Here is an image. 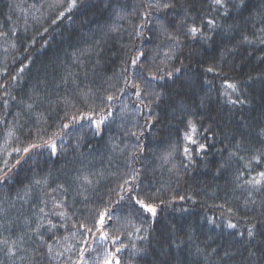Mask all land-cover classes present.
Listing matches in <instances>:
<instances>
[{"label":"trees","instance_id":"trees-1","mask_svg":"<svg viewBox=\"0 0 264 264\" xmlns=\"http://www.w3.org/2000/svg\"><path fill=\"white\" fill-rule=\"evenodd\" d=\"M69 2L0 0V85L6 86L0 88V176L8 177L0 183V264H101L106 250L122 245L120 264H264V187L246 183L264 171V160H252L264 153V0H246L243 8L239 0H227L225 8L211 0H162L174 7L159 12L148 8L152 0H111L110 7L108 0H77L53 25ZM208 19L220 27L210 31L202 23ZM193 22L212 38L185 35ZM139 25L144 28L136 36ZM168 34L179 40L172 52ZM243 36L252 43L242 42ZM137 50L146 52L153 71L182 70L175 84L154 82L163 95L151 104V116L144 107L148 98L128 88L117 92L123 62ZM209 66L219 74L206 72ZM225 80L238 90L228 89ZM82 92L97 113L112 112L99 135L86 121L61 129L65 112L89 111ZM108 94L119 99L101 105ZM59 131L68 134L62 144L55 137L57 156L40 149L28 159L12 151ZM201 144L206 148L200 150ZM134 171L140 173L138 192L155 193L156 203L171 201L156 218L127 199L116 203L119 185ZM37 179L47 183L36 186ZM105 207L114 210L113 220L101 227L95 221ZM229 222L238 228H228ZM37 224L43 227L33 231ZM251 224L257 225L255 240L236 235Z\"/></svg>","mask_w":264,"mask_h":264},{"label":"snow or ice","instance_id":"snow-or-ice-1","mask_svg":"<svg viewBox=\"0 0 264 264\" xmlns=\"http://www.w3.org/2000/svg\"><path fill=\"white\" fill-rule=\"evenodd\" d=\"M212 4L215 5L217 8H225L227 0H211ZM246 0H239L238 7L243 8L245 6ZM108 6H111V0H108ZM149 9L155 10L157 12L161 11L162 9L167 10L174 7L173 4L170 2H162V0H152L151 3L148 5ZM77 7V0H70L68 8L65 9V11L60 12L59 15L51 21L53 25L57 23L58 20L63 18L65 16L66 12H70L73 8ZM151 13H145V16L150 15ZM225 16H227L229 13L227 9H225L224 13ZM187 18V17H186ZM202 23H206V26L210 31H215L219 25H217L216 21L214 19H208L206 22L202 21ZM144 28V25L138 26V31H136V36L142 35V30ZM159 30L162 32H167V28L163 23L159 24ZM48 29H45V32H47ZM261 31H264V29H261ZM187 36H191L193 39L197 37V35L201 36L205 41L210 40L212 37L208 36L203 28L198 27L195 22L192 23L191 27L187 28V31L185 33ZM167 39L171 41V46L169 48V52H172L175 48L179 46V40L176 36L172 34H168ZM242 42H246L251 44L252 41L248 39L247 36L242 37ZM261 44H264V39L260 40ZM165 58L170 59L169 53H165ZM149 58L145 51L143 50H137V53L134 56L129 57L128 60L124 61V66L121 69V76L123 78V87H120L117 89V92L120 94L125 93V89L128 88L134 92V95L137 98L145 97L149 99V103L145 104L144 107L148 108V115L151 116L152 109L151 104L155 102H159L162 93H157L154 91V82L163 81L166 78L169 80H172L173 84L176 83V80L174 79V76L176 74L181 73L180 68H174L171 71L165 70V68L161 67H155V71H153L154 65L150 64L148 62ZM24 67H27V65L22 66L20 69L23 71ZM206 72L209 73H217V68L214 66H209L205 69ZM219 74V73H217ZM73 74L69 73L67 77L64 78L63 82L67 83L68 78L71 77ZM15 79V77H13ZM225 84H227V88L231 89L233 92H236L238 90L237 85L234 83H229L227 80H225ZM0 88H6L5 85H0ZM90 91V90H89ZM82 97H84V103L89 107V111L87 112H79L78 115H70L68 112H65L64 117L61 119V129H75L77 127H83V122H87L88 126L94 129V134L99 135L102 130V125H104L108 120L109 117L112 116V112L110 110H106L105 108H101L100 113H97L96 109L88 104L87 96L88 93L82 92L80 94ZM225 95H229V93L226 91ZM119 99L118 95L108 94L105 97H103L100 101L101 105L106 104L107 102L115 101ZM229 103H244L243 100H231L229 99ZM7 103V101H5ZM143 104V100L141 101ZM65 104L70 105V101L65 99ZM29 108L32 107V105H28ZM98 117V118H97ZM67 122H64V121ZM188 128L190 129V132L194 133L196 131V125L189 121ZM68 133L64 131H59L56 133H53V136L50 137L48 141H43L42 143H32L28 147L21 148H15L12 151L16 153H20L21 151L25 154H27V158L31 159V153L35 150L40 149H47L49 151V156H57L59 155V151L57 148V143L55 137L61 138V144L63 143V137L67 135ZM135 135V133H133ZM264 135V133H262ZM185 139L190 141L191 143L195 144L196 141L193 139V136L189 133H185ZM200 150H203L206 148V145L201 144ZM140 151H143L142 148L139 149ZM184 153L188 156L189 159H191L190 150L186 147L184 148ZM41 154H43L41 152ZM167 159V157H165ZM240 159H243L241 157ZM252 160H254L257 164H260L262 160H264V153L260 155H256L252 157ZM26 162V161H25ZM21 160H17L16 164H21ZM251 163V162H249ZM5 165H7V161H5ZM249 165H245V167H248ZM0 171H3L0 169ZM10 171V169H9ZM140 173L134 171V174L131 176L130 179H125L123 184L119 185L120 192L118 193L119 199L116 201L117 204H119L121 201H125L126 199L128 201H131L133 206H139V211L142 213L149 214L152 218L158 217L159 209L162 205L165 203H171V201H164L160 200L159 203H156L155 200L157 199L155 193L150 192H144L143 190L137 191V189L141 188V184L137 183L136 181L139 179ZM258 179H251L247 181L246 183L251 184L253 186H261L264 187V171H261L258 173ZM7 172L4 173L3 176H0V183H4L7 180ZM239 179V177H237ZM84 180L87 183H91L90 180L87 179V177H84ZM44 183H47V180H40L37 179L34 181V184L36 186H40ZM142 183V182H141ZM60 187H63L62 185ZM31 188L26 186V193L30 192ZM190 198V197H189ZM175 199V198H173ZM180 200L186 199L185 196H180ZM251 203H255V201H251ZM56 207H62L63 205L57 204ZM43 209H40V212L43 213ZM113 209H110L108 207H105L103 211H98L97 215L99 217L98 220L95 221V223L99 224L101 227L105 226L107 223L111 222L113 220ZM181 211H187V209H181ZM229 213H232L233 215H236V213L233 212L232 208L228 209ZM59 215L64 216V213L61 212ZM237 219H241V217L237 216ZM50 228H55L56 225L52 224L51 221H48ZM43 227V224H37L36 229L33 231H38L40 228ZM81 229H84L85 232L90 233L91 229L87 227V225L81 223L79 225ZM227 227L230 229H237L238 224L229 222L227 224ZM257 225L251 224L246 228L245 231L237 232L236 235H238L241 238L245 237V234L248 238V240H255L257 236L256 232ZM102 239H108V234L105 232L100 233ZM23 239L22 237L20 238ZM42 239V238H41ZM119 236L113 237V240H119ZM248 240H245L244 242L247 243ZM3 243L5 245L8 244L7 240H4ZM13 243H16L15 241ZM183 241H179L176 243V246L179 247L180 244H182ZM123 245L121 248L115 249V252H110L106 250L105 258L102 260L101 264H120V260L116 253H119L123 250ZM216 250L213 249V252ZM49 254L51 255L52 249L49 247L48 249ZM8 254L14 255V250L12 247L8 248ZM251 255H255V253H250ZM57 255H62V253H58ZM229 255V253L225 252V256ZM83 257V250L81 251V258Z\"/></svg>","mask_w":264,"mask_h":264}]
</instances>
